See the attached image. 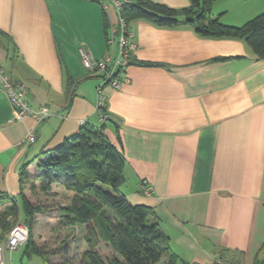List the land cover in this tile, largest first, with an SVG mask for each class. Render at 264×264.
Wrapping results in <instances>:
<instances>
[{
	"label": "crops",
	"instance_id": "0c3cea01",
	"mask_svg": "<svg viewBox=\"0 0 264 264\" xmlns=\"http://www.w3.org/2000/svg\"><path fill=\"white\" fill-rule=\"evenodd\" d=\"M222 1L214 3L215 15L232 25L247 22L248 9L231 21ZM118 20L111 0H0L5 71L26 87L32 108L49 111L39 122L14 119L0 87V194L18 196L25 163L31 169L85 124H105L126 159L123 190L133 204L154 208L178 264H254L264 244V59L243 39L136 19L129 25L136 48L130 64L116 68L121 86L114 88L84 66L79 48L95 59L117 55L108 37Z\"/></svg>",
	"mask_w": 264,
	"mask_h": 264
},
{
	"label": "trees",
	"instance_id": "16d2710c",
	"mask_svg": "<svg viewBox=\"0 0 264 264\" xmlns=\"http://www.w3.org/2000/svg\"><path fill=\"white\" fill-rule=\"evenodd\" d=\"M216 1L190 0L188 6L175 8L153 0H130L122 6L120 14L129 25L133 20L147 19L163 26L191 25L198 35L207 38L243 39L259 59H264V13L242 25L227 24L213 13ZM143 64L162 65L158 62ZM116 76L119 77V72ZM68 79L70 86L73 81ZM99 110L104 111V106ZM105 129V124L99 127L85 124L52 152L39 157L34 173L29 168L31 162L23 165L18 196L10 198L0 194L6 197L0 207V241L6 239L17 223L23 222L29 229L26 253L42 256L44 264H178L170 236L154 208L133 204L123 190L127 180L126 159ZM37 180L46 194L55 183H61L73 193L69 202L59 209L66 224L86 230L88 247L78 263L68 259L53 263L50 252L39 246L32 236L36 215L44 211L45 205L33 202L25 189L30 184V190L34 191ZM101 241L113 251L108 259L100 251ZM254 264H264V244Z\"/></svg>",
	"mask_w": 264,
	"mask_h": 264
},
{
	"label": "rangeland",
	"instance_id": "374dc122",
	"mask_svg": "<svg viewBox=\"0 0 264 264\" xmlns=\"http://www.w3.org/2000/svg\"><path fill=\"white\" fill-rule=\"evenodd\" d=\"M231 2L240 3L241 6L232 7ZM220 4L223 7L226 5L229 7L230 5L231 9H229L228 17L231 21L238 17L237 10L240 9H248L250 11L243 18L245 21L264 13V0H223ZM222 21L227 23L226 20ZM36 163L37 161L34 162V167L30 169L33 173L35 172ZM39 182V180L36 181V189L34 191L30 190V184H27L25 189L28 197L33 202L45 205L44 211L36 215L32 236L39 246L50 252V258L53 263H62L67 259L70 262L78 263L82 252L88 247L85 239L86 230L84 227H72L66 224L59 209L60 206L69 202L73 193L61 183H55L49 194H46L40 189ZM25 243L12 252L10 264H44L42 256L26 253ZM99 248L105 259L112 256L113 251L105 242L101 241Z\"/></svg>",
	"mask_w": 264,
	"mask_h": 264
},
{
	"label": "built area",
	"instance_id": "2783aa9c",
	"mask_svg": "<svg viewBox=\"0 0 264 264\" xmlns=\"http://www.w3.org/2000/svg\"><path fill=\"white\" fill-rule=\"evenodd\" d=\"M113 5L119 11V20L116 24L111 25L110 34L108 37V44L110 48L118 46L117 55L113 54V51H109L108 54L102 59H95L91 52L81 46L79 53L81 55L84 66L90 69L92 72H101L103 74L104 83L110 84L114 88L121 86V80L116 76V68H125L128 66L133 57V51L136 48V44L133 42L135 36L134 31L129 27L126 19L120 14L121 8L125 3H129L130 0H111ZM0 87L4 88L9 96L13 107L14 119L21 120L27 115L33 116L38 122L45 119L49 111L45 107L34 109L30 106L26 100V87L17 81H14L9 74L5 71L3 63L0 59ZM98 92V108L104 106L106 96L104 94V88L100 85L97 88ZM109 118L108 113H102L101 119L106 120ZM27 139L34 141L35 134L29 133ZM142 188L146 193H152L153 187L145 182L142 183ZM29 236V229L23 223L19 222L10 231L4 241H0V264H8L7 254L14 252L20 245L25 243ZM216 264H229L223 259H218Z\"/></svg>",
	"mask_w": 264,
	"mask_h": 264
}]
</instances>
